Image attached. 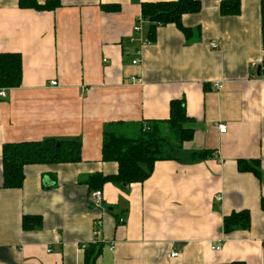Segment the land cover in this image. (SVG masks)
Listing matches in <instances>:
<instances>
[{"label":"crops","instance_id":"1","mask_svg":"<svg viewBox=\"0 0 264 264\" xmlns=\"http://www.w3.org/2000/svg\"><path fill=\"white\" fill-rule=\"evenodd\" d=\"M18 1L0 0V54L17 53L22 65L21 85L0 100V264H85L88 245L101 246L95 264H264L261 0H238L237 16L220 14L229 0H199L201 10L182 18L190 39L168 25L153 43L148 23L133 33L141 4L175 0H61L53 12ZM130 76L143 85L129 86ZM179 99L193 140L174 160L156 162L128 192L82 183L117 174V164L101 160L106 125L136 136L142 122L168 119ZM50 139L78 141L81 160L27 166L20 189L2 188L3 145ZM202 151L210 158L188 161ZM239 161H257L261 179L238 172ZM242 210L250 228L223 234V217ZM23 216L41 217V228L23 231Z\"/></svg>","mask_w":264,"mask_h":264},{"label":"trees","instance_id":"2","mask_svg":"<svg viewBox=\"0 0 264 264\" xmlns=\"http://www.w3.org/2000/svg\"><path fill=\"white\" fill-rule=\"evenodd\" d=\"M20 9L36 12H53L61 7V0H19ZM101 10L117 13L118 5H103ZM201 10L199 0H175L168 2L142 3L140 18L136 21L148 23L147 40L153 43L156 31L161 27L173 25L185 39H190L191 29L182 25L185 15L197 14ZM222 16H237L240 13L238 0L222 1L219 6ZM261 39L264 50V0L260 3ZM261 77L264 79V60L261 62ZM21 56L17 53L0 54V88L15 89L21 85ZM183 99L169 103V117L163 121H145L139 126L136 136L128 135L121 123L106 125L102 130L101 160L115 163L117 174L113 176L92 175L84 182L90 191L100 190L110 183L121 191L128 192L132 184L143 183L151 176L156 162L174 160L176 153L183 145L193 140V129L187 117ZM57 144L59 145L57 147ZM210 151L192 153L189 162L204 161L210 158ZM81 160V147L78 141L43 140L34 142L9 143L2 147V188L20 189L25 179L24 168L31 165L74 164ZM237 170L250 173L261 179L258 162L239 161ZM260 210L264 212V197L259 201ZM118 220V218H117ZM251 225L249 211H233L223 217L222 233L228 235L236 230H248ZM41 217L23 216V231L39 230ZM101 252L100 245H88L85 249V264H95ZM232 264H243L236 262Z\"/></svg>","mask_w":264,"mask_h":264},{"label":"built area","instance_id":"3","mask_svg":"<svg viewBox=\"0 0 264 264\" xmlns=\"http://www.w3.org/2000/svg\"><path fill=\"white\" fill-rule=\"evenodd\" d=\"M140 22H141V20L139 21V23ZM139 23H135V25L133 26V33L135 35L140 33ZM135 41H136V39L134 37L130 38V42L131 43H133ZM146 42L149 43L148 40ZM211 47L215 48V45L211 44ZM262 56H263V58H262V61H263L264 60V50L262 52ZM137 63H138V61L136 59L132 61V65H136ZM127 82H128V85L132 86V87L142 86L143 85L142 80L139 77H136V76H130L128 78ZM50 85L52 87H55V86H57V83L53 81V82L50 83ZM216 87L219 88V89L221 88L220 85H217ZM8 92H9V89L0 88V100L5 99L7 97ZM217 129H218L220 134H224L226 132V126L224 124H222V123L218 124ZM93 198L95 199L96 204L98 206H101V192L97 191V192L93 193ZM124 222H125L124 218H119L117 220V225H122V224H124ZM111 250H112V247H111ZM210 250L211 251H220L221 250V245L219 243L216 244V245H213V246L210 247ZM177 256H178V253L176 251L171 253V255H170V257H172V258H176Z\"/></svg>","mask_w":264,"mask_h":264},{"label":"water","instance_id":"4","mask_svg":"<svg viewBox=\"0 0 264 264\" xmlns=\"http://www.w3.org/2000/svg\"><path fill=\"white\" fill-rule=\"evenodd\" d=\"M261 75V67L259 66L258 68H257V76L259 77ZM59 145L57 144V147H58ZM46 186H49L51 183H49V180H44V182H43Z\"/></svg>","mask_w":264,"mask_h":264},{"label":"rangeland","instance_id":"5","mask_svg":"<svg viewBox=\"0 0 264 264\" xmlns=\"http://www.w3.org/2000/svg\"><path fill=\"white\" fill-rule=\"evenodd\" d=\"M178 156V154L175 155V157Z\"/></svg>","mask_w":264,"mask_h":264}]
</instances>
